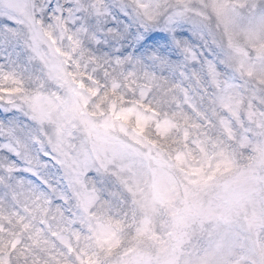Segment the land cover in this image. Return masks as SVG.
Wrapping results in <instances>:
<instances>
[{
  "label": "snow or ice",
  "instance_id": "6c2138e0",
  "mask_svg": "<svg viewBox=\"0 0 264 264\" xmlns=\"http://www.w3.org/2000/svg\"><path fill=\"white\" fill-rule=\"evenodd\" d=\"M0 264H264V0H0Z\"/></svg>",
  "mask_w": 264,
  "mask_h": 264
}]
</instances>
